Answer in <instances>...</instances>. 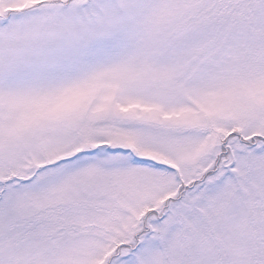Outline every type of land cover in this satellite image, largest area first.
I'll list each match as a JSON object with an SVG mask.
<instances>
[{
	"label": "snow or ice",
	"instance_id": "6c2138e0",
	"mask_svg": "<svg viewBox=\"0 0 264 264\" xmlns=\"http://www.w3.org/2000/svg\"><path fill=\"white\" fill-rule=\"evenodd\" d=\"M0 264H264V0H0Z\"/></svg>",
	"mask_w": 264,
	"mask_h": 264
}]
</instances>
